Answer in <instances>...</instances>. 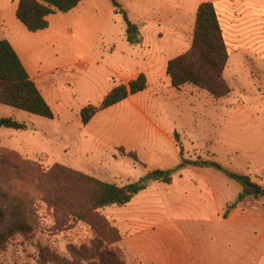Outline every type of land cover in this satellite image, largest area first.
<instances>
[{"label":"rangeland","instance_id":"obj_1","mask_svg":"<svg viewBox=\"0 0 264 264\" xmlns=\"http://www.w3.org/2000/svg\"><path fill=\"white\" fill-rule=\"evenodd\" d=\"M16 1L0 0V41H7L21 64L26 62L29 68H38L41 63L40 70L47 71L82 58V53L95 62L107 45L112 44L116 49L122 46L125 25L121 15H114L108 0H89L79 13L64 20L65 26L57 29L59 34L64 28L75 30L77 27L78 33L85 32V36L67 39L62 47L58 42L57 51H52L48 36L24 29L15 18ZM117 1L132 21L143 19L144 24L137 26L145 34L152 29L151 18L161 6L171 13V8L163 3L165 0ZM250 2L238 4L232 10L230 19L225 21L230 24L229 28L222 25L228 54L238 52L234 56L233 72L229 69L223 76L231 92L219 101L202 99L201 117L196 121L201 131L196 134L194 145L199 150L191 152L195 160L214 161L239 175H246L248 164L241 146L244 140L252 148L264 142V0ZM162 24L155 22L153 29H161ZM111 64L108 62L105 66ZM109 74L104 67L96 69L86 65L56 73L57 81L52 84L63 83V79L68 82L58 92L61 102L54 119L22 112L23 115L13 114L12 119L24 123L26 132L8 135L7 129H0V230H17L16 225L7 224L8 215L15 207L23 212L28 230L25 236L9 237L0 252V264H81L82 259L89 262L93 258H100V264H125L121 235L116 229L123 211L111 207L98 211L97 215H87L92 188L76 175L115 186L131 184L147 176L136 166L132 169L133 160L121 159L119 149L100 151L92 144L94 133L103 129L108 140L126 138L125 130L130 127L128 111L106 113L90 128L81 127L80 108L100 104L99 92L103 85L107 86ZM4 110L0 108V118L6 117ZM220 128L224 130L222 136L233 141L229 150L212 142L215 131ZM138 155L142 163L155 166L147 152H138ZM248 225L247 238L251 242L259 239L262 232H252V223ZM128 254L127 264H143L147 252L135 247L129 248ZM144 264L148 263L144 261Z\"/></svg>","mask_w":264,"mask_h":264},{"label":"crops","instance_id":"obj_2","mask_svg":"<svg viewBox=\"0 0 264 264\" xmlns=\"http://www.w3.org/2000/svg\"><path fill=\"white\" fill-rule=\"evenodd\" d=\"M88 1H82L66 14H55L47 18L48 28L37 33L49 37L48 44L52 51H57L55 47L58 42L62 47L67 39L76 40L85 36V32L78 33L77 27L76 31L64 28L61 34L57 29L63 28L64 20L79 13ZM247 1L165 0L163 3L171 8V13L163 6L158 12L155 11L151 18L152 29L146 34L141 26H138L140 40L138 45H131L124 33L121 48L116 49L112 44L107 45L100 50L103 52L102 56L95 62L88 60V56L82 53L80 55L82 58L47 71L40 70V62L35 69L29 68L26 62L23 63L30 80L39 90L53 116L61 102L58 92L62 91L68 82L63 79L65 83L52 84L57 81L56 73L62 70L67 71L80 65L108 69L110 74L106 79L107 86L103 85L99 92L100 101L113 87L126 85L139 74L145 76L147 84L144 91L99 111L87 125L81 126L83 129L86 126L90 128L99 117L112 111H128L130 127L125 131L129 137L124 139L113 137V140H108L103 129L97 134H92L93 146L100 151L105 148L111 149L109 152L119 149L120 153L123 152L121 159H126L128 153H133L137 161L134 162L132 169L135 170L136 166L146 175L157 170L173 172L169 184L150 181L146 189L137 194L126 206L115 207L123 211L116 229L121 235V244L127 261L130 256L128 249L139 247L147 252L146 258L142 259L143 264L144 261L148 264H264L262 243L264 210H260L264 209V198L252 196L258 195L264 189V142L256 148H252L251 143L245 144V140L243 145L241 144L244 149L243 156L248 161L244 176H248L255 187L253 192L247 189L248 195L245 199L231 208V204L235 202L243 188L235 186L233 181L206 165L214 161L195 160L191 155L192 151L199 150L194 145L197 139L195 136L201 131L200 127L197 128L196 121L201 117L202 99L208 102L213 101V97L205 91L203 92L207 93V96L201 94L199 89L190 85L178 90L173 89L166 76L167 63L184 54L192 45L195 15L200 4L213 3L226 45L222 25L229 28L230 24L225 21L230 19L232 10L238 4ZM109 4L111 5L110 2ZM121 8L123 9L122 6ZM111 9L115 15L112 6ZM128 19L134 25L144 24L143 19L142 21L139 19L132 21L130 17ZM155 22L163 23L161 29L156 31L153 29ZM168 24H172V27ZM55 29L57 31L53 35ZM59 38L62 41L58 40ZM236 53L238 52L228 55L223 76L228 74L229 69L233 72ZM108 62H112V66H105ZM219 100L221 99L217 101ZM1 107L7 112L3 118L12 119L13 114L23 115L20 111L0 105ZM9 132L17 133L7 129L8 135ZM223 132L222 128L215 131L212 142L229 150L233 141L228 136H222ZM210 148L211 144L208 149ZM138 152H147L155 166L142 163L138 158ZM127 159L130 160L128 157ZM72 169L79 171L77 168ZM256 189L259 190L258 193ZM250 222L252 223L250 231L262 232L260 238L252 242L247 238Z\"/></svg>","mask_w":264,"mask_h":264},{"label":"trees","instance_id":"obj_3","mask_svg":"<svg viewBox=\"0 0 264 264\" xmlns=\"http://www.w3.org/2000/svg\"><path fill=\"white\" fill-rule=\"evenodd\" d=\"M82 1L84 0H18L15 7V18L28 32L37 33L48 28L47 18L49 16L66 14ZM109 2L115 13L122 17L127 41L131 45H138L140 42L138 26L130 22L127 13L116 0H109ZM228 55L215 7L211 2L202 3L198 6L195 15L192 45L184 54L167 63L166 76L173 89L178 90L185 85H190L207 92L214 99L225 98L231 92L223 79ZM146 84L145 76L139 74L126 85L113 87L97 107L87 105L82 108L79 114L81 125H87L99 111L117 105L127 97L144 91ZM0 105L43 119H54L51 109L30 80L18 56L10 44L4 40L0 41ZM0 129L16 132L28 130L24 123L10 118L0 119ZM127 157L134 162L137 161L133 153H128ZM206 165L243 188L235 202L231 204V208L236 207L245 199L248 195L247 189L255 187L248 176L230 172L215 162H209ZM172 173V171H153L137 182L124 186H115L77 173L76 175L92 188L87 215H97L98 211L103 209L126 206L137 194L146 189L150 181L169 184ZM252 196L264 198V189L258 195L252 194ZM1 220L0 217V222ZM25 223L23 212L18 207L11 209L7 224L16 225L18 231L7 228L0 230V252L5 248L9 237L27 234ZM115 233L118 235L116 230ZM100 263H102L100 258H93L89 262L81 260V264ZM125 264H127L126 256Z\"/></svg>","mask_w":264,"mask_h":264},{"label":"water","instance_id":"obj_4","mask_svg":"<svg viewBox=\"0 0 264 264\" xmlns=\"http://www.w3.org/2000/svg\"><path fill=\"white\" fill-rule=\"evenodd\" d=\"M259 192V190L258 189H256V193H258Z\"/></svg>","mask_w":264,"mask_h":264}]
</instances>
